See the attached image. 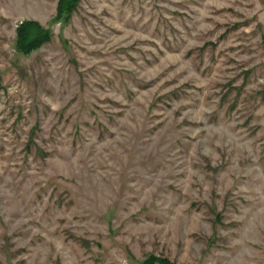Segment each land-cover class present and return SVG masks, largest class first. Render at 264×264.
Returning <instances> with one entry per match:
<instances>
[{"label": "rangeland", "instance_id": "rangeland-1", "mask_svg": "<svg viewBox=\"0 0 264 264\" xmlns=\"http://www.w3.org/2000/svg\"><path fill=\"white\" fill-rule=\"evenodd\" d=\"M59 1L0 0V264H264V0Z\"/></svg>", "mask_w": 264, "mask_h": 264}, {"label": "trees", "instance_id": "trees-1", "mask_svg": "<svg viewBox=\"0 0 264 264\" xmlns=\"http://www.w3.org/2000/svg\"><path fill=\"white\" fill-rule=\"evenodd\" d=\"M76 0H73L72 2L67 3V1L60 0L58 7H57V16L67 18L70 13L72 12L73 8L76 6ZM26 31L27 27L26 25H21L18 27V39H17V49L20 52L28 53L32 50L38 48L42 43L48 41V33L47 32H41L38 36H36L33 39H29L26 37ZM156 262H160L162 264H168L166 260H156L155 258L149 259L146 261V264H154Z\"/></svg>", "mask_w": 264, "mask_h": 264}]
</instances>
